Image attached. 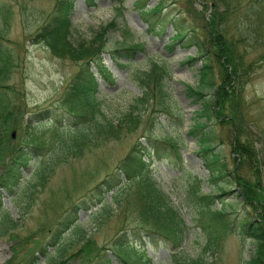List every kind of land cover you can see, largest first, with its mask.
Here are the masks:
<instances>
[{
	"label": "rangeland",
	"instance_id": "obj_1",
	"mask_svg": "<svg viewBox=\"0 0 264 264\" xmlns=\"http://www.w3.org/2000/svg\"><path fill=\"white\" fill-rule=\"evenodd\" d=\"M56 1L0 0V13L7 16L8 23L5 37L0 42L10 50L13 58L9 77L2 84L10 87L7 92L15 104L12 105L15 112L13 120L21 122L11 143L20 142L24 125L29 120L37 123L35 132L47 142L46 150L40 156L32 155L29 168L23 171L29 183L17 193L0 189L4 208L17 222L10 234L0 238V245L7 247V250L0 248L3 255L0 264H50L49 257L58 251V245L50 243L56 236L59 221L71 206L86 196L91 197L98 183L113 173H119L121 161L138 142L146 144L143 139L149 135L155 138L171 136L181 146L183 165H173L155 156L148 160V164L158 186L170 195L186 223L187 235L181 252L187 255V262L250 264L256 244L252 237L242 232L241 220L252 208L242 201L240 186L231 171L227 176L212 178L198 152L197 139L188 133L194 124L195 113L201 107L200 101L187 96L188 86L199 85L202 60L198 57L197 48H187L186 42H178L176 47L172 45V40H175L173 22L151 30L146 22L147 14L137 7L135 0H96L94 7L86 0H75L70 39L74 44L88 42L104 26L110 28L102 58L114 81H107L98 74V97L108 117L121 118L143 95L137 72L148 71L153 62L168 70L164 84L171 98V113H160L157 109L155 115L159 123L153 129L154 114L147 112L135 130L123 129L119 137H98L95 144L83 148L80 156L67 155L66 160L59 161L55 154L57 143L51 126L52 118L70 125V115L62 104H65L72 77L84 61L58 57L44 42L37 40V34L50 19ZM120 1L122 5H119ZM159 2L164 5L163 15L169 18L176 15L184 20L185 29L197 27L203 34L202 27L212 12V0H149L148 7L153 8ZM252 2L242 0L240 10H235L222 21L231 35H235L234 44L243 71L240 81L235 84L237 99L231 102V97L221 115L220 109L214 106L212 120L208 124L212 137L216 138L215 150L231 169L235 166L232 155L238 134L242 143L256 149V174L254 170L243 169V174L256 182L262 178L264 181V19L255 21L252 17L249 9ZM111 23H116V28H112ZM124 44H142L144 49L138 51L133 60L115 58L111 52ZM190 56L196 57V62L187 63ZM214 65L216 82L220 85V66ZM212 92L211 89L207 91L210 95ZM236 102L238 107L233 106ZM46 107H50L54 114L40 121L34 115ZM235 118L237 125L233 121ZM202 121L206 122V119L199 122ZM39 165L49 166L50 173L46 178L44 173L36 172L30 177L33 168ZM2 170L3 166L0 172ZM122 179L126 182L124 175ZM128 187L105 193L102 203L91 206L90 210H80L77 223L65 231L59 241L67 247L66 257L73 255L69 264H97L105 254H108L111 264H125L115 257L111 247L115 246L123 229L142 224L137 210L136 187ZM195 192L221 194L222 198L208 208L198 201ZM216 211L225 212L224 218L231 223L233 221L226 230L216 224L219 217ZM87 239L94 241L99 253L84 259L78 252ZM126 240L137 250L147 251L151 260L148 264H175L170 241L159 238L154 244L147 237L144 243L134 235H129ZM43 250H47V255L42 253ZM130 251L135 253L132 249ZM102 263L101 260L99 264ZM131 263L135 264L134 260Z\"/></svg>",
	"mask_w": 264,
	"mask_h": 264
},
{
	"label": "trees",
	"instance_id": "obj_2",
	"mask_svg": "<svg viewBox=\"0 0 264 264\" xmlns=\"http://www.w3.org/2000/svg\"><path fill=\"white\" fill-rule=\"evenodd\" d=\"M91 7L97 5L96 0H86ZM137 7L146 13V22L151 30L167 22L175 24V40L173 45L178 42H186V47L195 46L198 57L202 60V67L199 71V85L188 86L187 96L201 102V107L196 111L194 124L189 130V135L196 138L200 146L199 154L204 160L205 167L210 171L212 178H218L229 175L234 177L235 182L240 186V196L243 202L252 210L248 211L241 220L242 232L248 237H252L256 244L255 255L250 264H262L264 261V181L252 182L250 178L243 174L246 171L254 170L256 174L255 162L257 161V152L253 146L242 143L239 134L236 137L232 158L235 166L231 169L222 156L215 150V137H212L209 122L212 120L213 107L221 111L226 108L227 103L233 97L231 102L237 98L235 84L240 81L242 74V65L236 52L234 43L235 35L228 31L223 25V19L235 10H240L242 0H212V12L209 19L205 20L202 27L203 34L199 33L197 27L185 29L184 20L178 16H169L162 14L164 8L163 2L157 3L153 8L148 7L149 0H135ZM75 5V0H57L54 11L50 19L40 28L37 34V40L44 42L58 57H70L76 61H84L80 69L72 77L65 94L64 107L68 111L70 125L62 124V120L54 121L52 118L53 135L55 137V154L59 161L67 159L68 156L78 157L83 148L89 144H95L98 137H119L123 129L135 130L141 123L143 115L147 112L154 114V127L159 123V118L155 111L170 114L171 98L167 86L164 84L165 78L169 75L165 66H160L156 62L151 64L148 71H138L137 80L143 87V95L140 96L131 105L130 109L122 114L121 118L113 119L107 116L102 109V102L98 97L99 76L107 81L113 82L112 72L103 62L102 55L105 52L106 35L109 32L107 26H104L96 32L93 40L74 44L71 39V14ZM122 5V2L119 3ZM252 17L255 21L264 19V0H253L249 5ZM2 21L0 22V41L5 37L7 28V16L0 13ZM4 16V17H2ZM243 16V14H242ZM112 28H116V23H111ZM200 28V27H199ZM159 29H161L159 27ZM142 44L131 45L124 44L111 52L115 58L133 60L138 51L143 50ZM12 53L0 42V189L5 188L10 192L17 193L24 188L29 179L25 178L23 171L30 165L32 155L40 156L41 152L46 150L47 142L35 132L37 125L29 120L25 123L22 137L19 143H11L13 132L19 129L21 122L13 120L15 112L12 105H15L8 94L10 87L2 83L9 77V70L13 63ZM196 57H189V62H196ZM219 68V78L222 83L216 82L215 64ZM96 69V71H94ZM213 90L212 94L207 91ZM230 97V98H229ZM238 102L233 105L238 107ZM149 108L150 111H149ZM224 108V109H223ZM53 110L46 107L39 110L34 116L39 120L53 116ZM206 119L199 122L200 119ZM15 119V118H14ZM226 121V120H224ZM237 125V120H233ZM33 123V124H32ZM156 128V127H155ZM147 143L138 142V145L121 161L119 173H113L102 182L98 183L93 189L91 197L86 196L80 203L70 207L58 223L56 236L50 245H58V251L49 257L50 264H69L73 257H66L67 247L65 244H59L62 240V234L72 227L78 221L80 210H90L91 206L102 203L105 193L115 191L121 187H136L135 195L137 197V210L140 215L141 225L134 226L128 230H122L114 247H111L115 257L125 264H148L151 262L146 251L137 250L135 245H129L127 237L134 235L145 243L146 238H150L152 243L156 244L159 238L170 241L173 244L172 257L175 264H207L202 260H193L187 262L188 257L181 251L183 243L186 240V223L178 208L174 205L170 195L162 190L153 178L146 161L147 156L155 155L171 162L173 165H183V156L181 146L177 140L171 136L155 138L151 135L144 139ZM240 140V141H239ZM249 140V139H248ZM9 157V160L6 158ZM49 166L39 165L33 168L30 177L36 174L44 173V178L50 173ZM124 175L126 182L122 179ZM23 181V183H22ZM121 186V187H120ZM128 187V188H129ZM225 191V190H223ZM116 193V192H115ZM89 197V198H88ZM88 198V199H87ZM196 198L205 207L211 208L212 204L222 198V195L216 194H196ZM120 206V205H119ZM106 208V207H105ZM212 214V212H211ZM219 217L216 224L223 230L229 228L233 221L229 222L224 216L223 211H216ZM17 225L7 209L4 208V202L0 196V238L10 234L11 230ZM130 249L135 253L132 254ZM47 255V250L42 251ZM99 253L95 249V243L91 239L81 247L78 254L84 259L90 255ZM105 257V259H104ZM104 264H111L108 254L101 256L97 260ZM102 263V264H103Z\"/></svg>",
	"mask_w": 264,
	"mask_h": 264
},
{
	"label": "water",
	"instance_id": "obj_3",
	"mask_svg": "<svg viewBox=\"0 0 264 264\" xmlns=\"http://www.w3.org/2000/svg\"><path fill=\"white\" fill-rule=\"evenodd\" d=\"M13 136H15V132L13 133ZM0 248H4V249H6V250H7V247H6V245H5V244H2V245H0Z\"/></svg>",
	"mask_w": 264,
	"mask_h": 264
},
{
	"label": "bare ground",
	"instance_id": "obj_4",
	"mask_svg": "<svg viewBox=\"0 0 264 264\" xmlns=\"http://www.w3.org/2000/svg\"><path fill=\"white\" fill-rule=\"evenodd\" d=\"M0 252H1V251H0ZM2 259H3V255L0 254V262H1Z\"/></svg>",
	"mask_w": 264,
	"mask_h": 264
}]
</instances>
